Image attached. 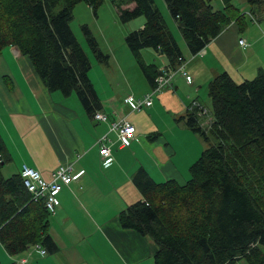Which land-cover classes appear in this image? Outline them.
I'll use <instances>...</instances> for the list:
<instances>
[{
  "label": "trees",
  "instance_id": "16d2710c",
  "mask_svg": "<svg viewBox=\"0 0 264 264\" xmlns=\"http://www.w3.org/2000/svg\"><path fill=\"white\" fill-rule=\"evenodd\" d=\"M81 1L96 10L105 0H0V54L7 46L17 47L31 58L50 91L64 96L75 92L95 117L101 103L89 74L92 62L71 27L74 7ZM164 1L177 34L155 0L116 2L122 22L146 19L143 28L129 32L125 40L153 87L150 93L160 85L161 74L192 83L189 60L204 53L232 22L245 21L246 13L235 0H218L222 7L217 9L214 0ZM132 2V9L122 7ZM246 2L252 18L260 20L264 0ZM84 30L99 62L108 64L110 56L99 49L90 30ZM146 49L166 61L147 63ZM208 94L213 107L208 122L210 110L199 100H193L181 118L206 144L190 167V179L184 184L174 179L158 183L148 170L138 169L133 182L143 198L123 209L119 220L156 242L154 264H264V69L241 82L221 71L209 81ZM10 160L0 132V242L10 256L36 244L55 253L50 212L43 199L29 193L20 172L4 175Z\"/></svg>",
  "mask_w": 264,
  "mask_h": 264
},
{
  "label": "crops",
  "instance_id": "0c3cea01",
  "mask_svg": "<svg viewBox=\"0 0 264 264\" xmlns=\"http://www.w3.org/2000/svg\"><path fill=\"white\" fill-rule=\"evenodd\" d=\"M241 11L246 13L244 23L232 22L204 53L189 60L192 83L183 77L171 78L156 92L151 105L134 109L124 100L129 94L141 98L153 90L147 78L141 92L133 87L137 73L133 65H126V58L131 57L114 54L117 69H103L97 80L90 71L101 103L97 111L106 115L105 120L91 116L74 93L64 96L50 91L31 58L17 47L3 49L0 132L11 158L6 176L19 173L24 164L39 169L48 179L65 164L72 166L74 175L82 171L62 188L56 212L49 215V233L58 250L43 254L32 246L14 255L16 264L24 257L28 264H154L156 242L123 227L119 214L143 198L133 182L138 169L148 170L158 183L174 179L184 184L190 178V167L206 144L181 118L187 116L193 100L211 104L209 81L225 70L241 82L264 69V16L257 21L252 18L250 5ZM241 38L248 45H240ZM153 52L144 55L151 61L144 57L147 63L154 61L153 54L158 55ZM158 58L159 64L166 61ZM125 120L136 126V136L128 145L113 128ZM102 142L113 157L108 167L101 162Z\"/></svg>",
  "mask_w": 264,
  "mask_h": 264
},
{
  "label": "rangeland",
  "instance_id": "374dc122",
  "mask_svg": "<svg viewBox=\"0 0 264 264\" xmlns=\"http://www.w3.org/2000/svg\"><path fill=\"white\" fill-rule=\"evenodd\" d=\"M116 2L117 0H105L103 4H101L98 8H96V10L93 9V7H91L89 4H87L84 1L79 2L78 4H76L73 10L74 17L71 22V27L74 33L76 34V36L78 37L79 41L85 48V50L88 52L92 65L94 64V66L90 70L91 76L94 80L98 79V77L100 76V73L104 71L103 69H109L110 71L117 69V66L113 60L115 58L114 54H116L117 56H120L121 54L123 56L127 55V57L128 56L131 57V60L126 58V65H133L132 66L133 73L135 74L137 73V77L136 78L134 77L132 79V85L138 92H141L145 85L146 76L143 73L141 66L138 64L139 62L136 61L131 50L126 44L125 37L129 32L143 28V24L145 23L146 19L144 16H141L127 23L122 22L119 18L120 10ZM155 3L160 9V11L162 12L165 19L169 22L174 34H177V29L173 27L174 21H173L170 11L167 8V5L165 4V1L155 0ZM235 3L238 4L241 8L246 5L249 6L246 0H235ZM213 5L216 9L222 7V5L218 2V0H214ZM134 6H135V3L132 2L129 4L123 5L122 7L124 8L129 7L132 9ZM84 27H87L90 30L91 35L95 38V41L97 42L99 49L104 54H107L110 56L109 63H112V66L110 65L108 66L109 63L106 64L104 62H99V60L97 59V57L95 56L93 50L91 49L89 45L88 38L85 33ZM263 43H264V39H263ZM153 51H154L153 49L143 50V56L148 53H155ZM152 57H154L153 63H155L156 59L157 60L159 59L158 55H155V54H153L151 58ZM146 60L148 62H151L147 58ZM119 70H120V67H119ZM74 95L79 100L75 92H74ZM202 103L207 105L210 110V114L205 118V121L208 122V119L211 118V116H213V107H212V104L206 103L204 99ZM196 137L198 140H200V143H202L205 146L202 138L198 134ZM202 152L199 153L198 159H199V156H201ZM8 165L9 163L6 164V168H5L6 170H4L3 168V172L5 173V176L6 174H9ZM11 175H8L6 177H9ZM17 260H18L17 257L10 256L7 253L6 249L0 242V262L2 264H10L14 261L17 262ZM236 264H247V262L245 260H239Z\"/></svg>",
  "mask_w": 264,
  "mask_h": 264
},
{
  "label": "built area",
  "instance_id": "2783aa9c",
  "mask_svg": "<svg viewBox=\"0 0 264 264\" xmlns=\"http://www.w3.org/2000/svg\"><path fill=\"white\" fill-rule=\"evenodd\" d=\"M240 45H248L247 41L243 38L239 40ZM202 54V53H201ZM186 74V72H184ZM187 79L191 80V77L187 75ZM160 77V78H159ZM158 80L160 85L154 89L150 94H147L144 98L137 99L133 94L127 95L124 99L127 103H130L134 109H140L144 105H151L153 103V95L155 92L159 91L166 83L170 82L172 76L161 74ZM96 119H106V115L100 112L95 114ZM113 128L118 130L119 138L121 141L128 145L136 136V126L130 121L117 122L113 124ZM101 162L104 167H108L113 162V157L109 146L102 142L101 149ZM24 186L32 194L35 200L43 199L45 202L46 208L50 213L56 212L57 205L60 203L59 193L62 188L69 184L76 176L82 173L79 172L76 175L72 174V166L69 164L61 165L58 170L52 175L51 179L46 178L43 173L32 166L24 164L20 170ZM34 249H39L43 254H46V249L42 248L41 245L36 244L33 247ZM20 264H28L26 257L22 258Z\"/></svg>",
  "mask_w": 264,
  "mask_h": 264
}]
</instances>
